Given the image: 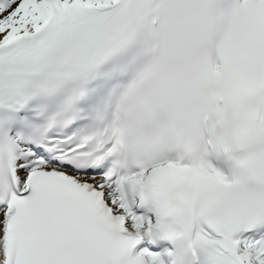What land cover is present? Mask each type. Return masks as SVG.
<instances>
[{"label":"snow or ice","instance_id":"obj_1","mask_svg":"<svg viewBox=\"0 0 264 264\" xmlns=\"http://www.w3.org/2000/svg\"><path fill=\"white\" fill-rule=\"evenodd\" d=\"M261 222L264 0H0V264H264Z\"/></svg>","mask_w":264,"mask_h":264}]
</instances>
